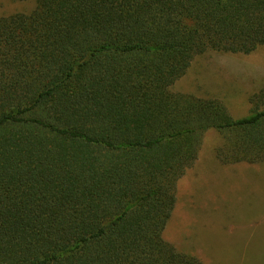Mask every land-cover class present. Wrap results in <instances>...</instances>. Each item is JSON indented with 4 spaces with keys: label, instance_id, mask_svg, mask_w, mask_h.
I'll use <instances>...</instances> for the list:
<instances>
[{
    "label": "trees",
    "instance_id": "1",
    "mask_svg": "<svg viewBox=\"0 0 264 264\" xmlns=\"http://www.w3.org/2000/svg\"><path fill=\"white\" fill-rule=\"evenodd\" d=\"M32 1L0 17V264H204L163 238L178 182L209 131L264 160V84L236 119L171 87L263 46L264 0Z\"/></svg>",
    "mask_w": 264,
    "mask_h": 264
},
{
    "label": "rangeland",
    "instance_id": "2",
    "mask_svg": "<svg viewBox=\"0 0 264 264\" xmlns=\"http://www.w3.org/2000/svg\"><path fill=\"white\" fill-rule=\"evenodd\" d=\"M32 0H0V17L28 13ZM264 84V45L249 54L209 51L195 57L171 87L221 102L232 118L251 113ZM221 136L209 131L199 157L178 182L163 238L204 264H264V160L223 164Z\"/></svg>",
    "mask_w": 264,
    "mask_h": 264
}]
</instances>
